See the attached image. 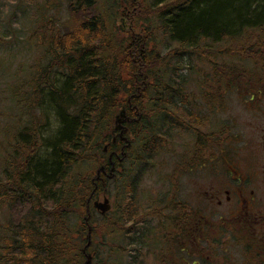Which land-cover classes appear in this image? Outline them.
Masks as SVG:
<instances>
[{"label": "trees", "instance_id": "16d2710c", "mask_svg": "<svg viewBox=\"0 0 264 264\" xmlns=\"http://www.w3.org/2000/svg\"><path fill=\"white\" fill-rule=\"evenodd\" d=\"M93 1L63 2L67 5L68 17H72L71 12L91 10ZM123 1L128 8L138 7V12L143 10L149 15L137 18L144 20L143 27L135 40L128 37L129 45L124 44V38L118 40L116 32L110 33L112 15L105 17L101 11L99 15H86V19L77 23L67 17L64 21L69 20L71 26L65 22L61 27L62 18L56 16L61 5L57 3L61 0H47L39 5L41 14H51L44 28L41 30L43 26H40L32 33L41 37L39 43L51 60L48 67L40 68L30 79L33 92L28 98L18 86L19 83L26 84V79L17 77L18 87L13 86L12 100L21 102L19 107L16 103V114L26 108L33 123L16 133V140L24 145H17L20 150L15 149L14 154L7 151L2 167L0 207L5 209L7 220L0 225V264L85 263L95 237L92 226L91 244L85 249L88 222L92 221L94 210L90 207L87 211V199L93 190L95 172H91L94 167L84 172V166L89 154L93 153L94 165L109 167L107 155L115 145H109L107 152L102 148L110 142L113 113L117 108L124 106L127 113L138 114V122L128 126V133L133 134V144L139 142L143 144L141 146L152 147L161 134L173 133L174 127L182 122L189 124L183 128L194 134V137L190 136L196 144L215 143L208 138L213 132L206 136L197 133L194 128L199 122L197 115L186 107L188 95L184 98V85L189 76L177 74L174 64L176 60L182 64L188 50L200 51L206 44L210 48V43L218 41L238 42V46H247L242 47L241 52L252 54L253 60H264V0H144L143 3L116 0L117 6L123 5ZM119 14L122 11L119 10ZM135 24L137 28L138 23ZM5 37V34L1 35L2 39ZM172 42L178 49L167 48ZM162 45H166L164 53L160 51ZM228 50L236 61H239L237 55L240 60L246 59L243 53L237 54L240 48ZM131 51L133 57H128ZM223 66L224 71L214 68L212 79L217 83L224 82L225 73L226 77H232L240 70L251 71L240 64L232 68V63L227 61ZM259 82L258 79L254 83ZM262 88L252 90L255 92L250 95L260 94ZM130 104L132 109L128 107ZM33 105L39 114L32 111ZM180 109L184 114L186 110L190 112L191 118L185 120L179 116ZM40 114L46 120L45 126ZM51 124L53 131L44 136L42 130L45 132ZM136 148L137 145H131L127 149V163ZM141 150L148 151L149 148ZM136 160L133 157L129 162L140 166L141 159ZM125 161L115 178L106 179V185L111 181L118 182ZM142 167L135 173L136 178L142 174ZM128 173L131 177L126 176L124 184L127 185V196L132 197L138 181L130 171ZM104 187L99 183L93 197L103 192ZM136 211L132 204L128 206L129 215L143 221L144 214L138 216ZM115 212L118 218L114 220L110 218V212L101 216L105 227L103 235L113 232L112 223L120 225L123 214L120 209ZM88 214L90 217L86 221ZM141 238L142 234H139L135 240L138 242ZM103 244H106L104 236ZM95 257L91 254L90 264H94Z\"/></svg>", "mask_w": 264, "mask_h": 264}, {"label": "rangeland", "instance_id": "374dc122", "mask_svg": "<svg viewBox=\"0 0 264 264\" xmlns=\"http://www.w3.org/2000/svg\"><path fill=\"white\" fill-rule=\"evenodd\" d=\"M46 1L0 0V38L2 34L6 35L4 39H0V181L3 179L2 167L6 152L14 154L15 149L20 150L17 145H24L16 140V133L28 126L30 122L33 123L29 113L26 114V108L16 114V103L18 107L21 105V102L12 100L13 86L14 84L17 86L18 79L16 80V78L26 79V84L20 85L19 83L18 86L21 93H26V98H28L33 92L30 88V79L38 74L37 71L40 68L48 67V62L51 60L39 43L41 37L34 35L40 26H43L41 30L44 28L46 20L51 14V12L46 14L39 12V5ZM63 1L65 0L57 3V5H61L58 6L56 14L60 20L62 18L61 27L65 22L69 23V20L64 21L69 16V11ZM140 1L143 3L144 0H138L139 3ZM134 3H136L135 0ZM119 10L122 11V14L117 15ZM101 11L104 12L105 17L112 15L110 33L116 32L115 36L117 35L118 40L124 38L126 45L130 44L128 37L132 36V40H135L134 37H137L143 27L144 20L137 18L149 16L143 10L138 12V7L128 8L124 1L123 5L118 7L116 0H94L91 10L71 12L72 17H68V19L72 18L77 23L81 19H86V15L97 13L99 15ZM136 22L138 23L137 28ZM76 25L74 23V26ZM110 33L106 30L107 37ZM158 35L161 36V34ZM236 43L238 44V42H232L230 46L226 41H218L210 43V48L206 44V48L203 47L200 51L188 50L190 52L187 51L186 59L182 61V64L181 61L178 63L176 60L174 65H176L177 74L189 76L184 85V98L188 95L186 107L191 108L197 115L199 122L194 128L202 136L213 132L208 138L215 143L210 141L209 144L200 145L201 142L196 144L192 138L194 134H190L183 128L184 125L189 124L181 121L182 125L175 126L173 133H168L166 136L161 134L160 140L154 142L152 147L151 145L141 146L143 144L139 142L132 144L137 145V148L133 152V156L128 159V163L125 161L122 174L118 176V182H108L106 192L97 193V199L100 201L104 196L109 198L112 204L111 219L118 218L116 209H120L123 215L120 218V225L112 223L113 232L103 235L105 227L102 218L95 210L92 211V221L89 222V225L95 228L92 245L95 250L92 248L89 253L96 256L94 264H129L128 261L133 256L135 257L132 264H157L156 250L159 247L156 245L157 208L169 200H174V204L177 200L186 202L189 199L192 203H198L199 191L204 190L210 183L216 185L219 180L221 183L226 178L227 166L220 160L222 154L220 149L226 157L234 162L243 175L250 178L247 187L255 191L254 209L261 210L260 213L264 214V161L262 159L264 152L262 147L264 145V102L254 103L248 98L251 93L255 92L252 90L261 87L263 88L260 95L264 96V60H253L252 54L241 52L242 47L247 46H242V44L238 46ZM202 45L205 46L203 43ZM174 47L176 45L173 42L171 46H167L172 49ZM230 47L240 48V52L237 51V54L243 53L242 56L246 59L240 60V56L237 55L238 60L242 62L240 63L230 57L228 50ZM165 48L166 45L160 46V51L166 52ZM176 49L178 48L176 47ZM132 52L128 57H133ZM135 59L138 61V58H133V60ZM225 61L231 62L232 68L240 64L251 71L240 70L239 74L234 72L232 77H226L225 73L223 75L224 82L217 83L212 79L215 73L214 68L218 70L222 68L224 71ZM258 79L260 82L254 83L256 80L258 82ZM219 85L220 89H218ZM222 85L224 88L221 87ZM219 95H222V98H219ZM196 106L198 110L195 109ZM33 108L32 111L38 113L34 105ZM119 109L117 108L113 115L117 114ZM178 113L179 116L185 117V120L191 118L188 114L190 112L187 110L185 114L181 109L178 110ZM40 116L45 126L46 120L41 114ZM50 121L51 119H49ZM53 127L54 125L51 124L45 132L43 129L44 136L50 134ZM198 134H196L197 137ZM130 137H133L131 132H129ZM141 148H149L150 153L147 154L148 151H142ZM40 152L42 151L40 150ZM92 154H89L84 166L86 173L90 167H94V171L91 172L98 169V165L92 163L94 158ZM133 157L137 160L141 159L140 166H137L136 162L133 165L129 162ZM141 167L142 174L136 178L135 173ZM128 171L132 173L133 178H136V182L138 181L132 197L127 196V185L124 184L125 177H131ZM131 204L132 209L137 210L138 216L144 214L143 221L129 215L128 206ZM200 204L203 203L200 202ZM114 205L117 207L116 209ZM219 212L224 214V209H219ZM158 218H164V214L159 213ZM5 220H7V213L0 207V225L4 224ZM164 221L163 219L162 222ZM122 228L124 231H121ZM139 234H142V238L137 242L135 239ZM103 236L106 244H103ZM232 254L236 255L237 253L235 251Z\"/></svg>", "mask_w": 264, "mask_h": 264}, {"label": "flooded vegetation", "instance_id": "af4514ba", "mask_svg": "<svg viewBox=\"0 0 264 264\" xmlns=\"http://www.w3.org/2000/svg\"><path fill=\"white\" fill-rule=\"evenodd\" d=\"M249 100L264 102V96L249 95ZM128 107L132 109L133 105ZM126 114L130 117L126 123L129 126L134 123V114ZM124 144L113 132L109 145L115 146L107 155L109 163L117 162ZM220 152V160L227 166L221 183H210L199 191L198 203L176 199L177 205L169 200L157 208V264H264V214L254 209L255 191L247 187L250 178L221 149ZM101 177L105 174L101 173ZM221 208L224 214L219 212ZM159 213L164 218L159 219ZM235 251L237 254H232Z\"/></svg>", "mask_w": 264, "mask_h": 264}, {"label": "water", "instance_id": "95a60500", "mask_svg": "<svg viewBox=\"0 0 264 264\" xmlns=\"http://www.w3.org/2000/svg\"><path fill=\"white\" fill-rule=\"evenodd\" d=\"M129 120L128 116L125 113V108L122 107L117 114H115L114 116V126H113V130L118 131V136L120 137L121 140L125 141V144L122 146L121 148V153L119 155H117V159L118 162L115 164L113 161L110 162V167L108 169V171L105 170L104 166H100L97 170H96V174L93 178V181L95 180H101L103 181V179L101 178L100 174L104 173L106 175L107 178L112 179L115 177L116 175V170H118V168H120L122 166L123 160L126 158L127 156V152H126V148H128L131 144L130 140L125 136V133L127 131V127L124 125V122H127ZM136 121H138V119H136ZM112 141H115V137H113ZM103 151L107 150V145H105L102 149ZM111 156H109V158L111 159ZM96 189V186L94 188V190ZM93 194V191L90 193L89 198L87 199V211L89 208V202L91 199V196ZM92 206L101 214L104 215L106 214L110 208H111V203L109 201V198L104 196L102 201L95 199L92 202ZM90 215L88 214V216L85 218V220L87 221L89 219ZM91 231L92 228L91 226H88V231H87V245L85 247V249L87 248V246L90 245L91 243ZM84 249V251H85ZM91 263V255L90 254H86V261L84 264H90Z\"/></svg>", "mask_w": 264, "mask_h": 264}]
</instances>
